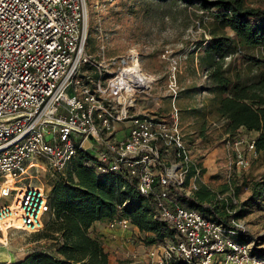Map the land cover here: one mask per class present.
<instances>
[{"label": "built area", "instance_id": "1", "mask_svg": "<svg viewBox=\"0 0 264 264\" xmlns=\"http://www.w3.org/2000/svg\"><path fill=\"white\" fill-rule=\"evenodd\" d=\"M86 42L87 0H0V201L6 198L0 203V234L2 225L8 230L13 222L30 234L43 229L47 194L25 182L33 177L27 172L42 160L60 171L78 149L93 152L109 171L124 167L137 175L141 194L155 181L186 196L197 189L200 170L194 166L188 183L191 153L176 106L179 61L163 51L161 59L169 66L164 93L152 99L156 78L142 68L138 48L107 60L99 58L101 50L94 59L85 54ZM161 98L170 100L168 113L158 109ZM149 100L155 106H147ZM227 144L234 166L246 171L248 155L257 154L254 139L239 134ZM8 178L15 188L7 185ZM160 198L159 214L180 240L151 246L162 250L158 264H172L174 258L264 264V255L238 241L234 230L193 209L170 208L165 191ZM231 223L243 233L238 222ZM108 228L132 225L121 219L108 222Z\"/></svg>", "mask_w": 264, "mask_h": 264}, {"label": "rangeland", "instance_id": "2", "mask_svg": "<svg viewBox=\"0 0 264 264\" xmlns=\"http://www.w3.org/2000/svg\"><path fill=\"white\" fill-rule=\"evenodd\" d=\"M245 1L250 6L264 9V0ZM212 12V9L204 10L198 5L187 6L179 0H87L85 54L97 59L99 52L101 54L104 50L99 58L107 60L122 56L128 48H138L143 55L142 68L156 78L152 99L164 93L169 66L166 60L161 59L163 51H170L171 56L179 61L177 82L180 92L176 106L182 134L191 153L188 183L192 179L191 170L198 167L197 188L203 185L214 194L216 205L225 202L231 219L243 228V239L251 244L254 251L264 255V193L261 198L253 193L254 184L264 182V156L247 154L250 166L246 171L234 166L228 137L214 112V96L206 89L210 85L208 63L211 60L205 48L211 41V35L221 31ZM223 32L228 37L232 35L227 29ZM234 57L224 59V62L233 63L244 83L256 82L259 71H249L243 65V55L235 54ZM153 103L149 100L147 106H155ZM159 106L162 113H168L170 100L161 98ZM240 135L245 139L255 137L254 133L240 132ZM38 163L39 166L33 164L38 168L27 172L28 176H33L32 179L27 177L25 182L43 187L48 194L55 179L54 171L45 160ZM5 201L6 198L1 199L0 203ZM97 228L96 232H105L104 238L100 235L103 250L111 251L107 244L115 239L122 244V250L119 246L111 251L112 260L118 262L116 264H158L161 259L162 250L143 245L132 228L111 229L108 222ZM2 234L0 242L13 249L15 261L46 244L38 243L30 233L16 227L6 229V234L2 231Z\"/></svg>", "mask_w": 264, "mask_h": 264}, {"label": "trees", "instance_id": "3", "mask_svg": "<svg viewBox=\"0 0 264 264\" xmlns=\"http://www.w3.org/2000/svg\"><path fill=\"white\" fill-rule=\"evenodd\" d=\"M179 1L214 11L211 15L221 31L211 35L205 48L211 60L210 85L206 89L214 96V112L228 139L240 132L254 133L255 151L264 156V9L250 6L245 0ZM225 29L232 33L231 37L225 35ZM235 54L243 55V65L249 71H259L256 82L244 83L233 63L224 62L226 57L235 59ZM106 167L93 152L78 149L63 169L53 172L55 179L47 194L48 212L43 218V229L31 234L35 241L46 244L11 264H109L101 236L89 232L99 221L128 220L145 246L176 244L180 236L161 217L157 206L164 191L165 203L170 208L193 209L224 229L237 232L238 241H245L244 232L232 225L226 203L216 205L215 195L205 186L200 185L186 196L172 185L161 186L155 181L146 194H141L137 175L130 176L124 167L117 171ZM253 193L261 198L264 182L254 184ZM195 262L187 263L181 258L171 261L172 264Z\"/></svg>", "mask_w": 264, "mask_h": 264}, {"label": "crops", "instance_id": "4", "mask_svg": "<svg viewBox=\"0 0 264 264\" xmlns=\"http://www.w3.org/2000/svg\"><path fill=\"white\" fill-rule=\"evenodd\" d=\"M104 223L105 221L95 222L89 230L94 231L95 233H97V235H101L102 237L103 236L105 237V232H102V231L96 232L98 229L97 227H99L101 224H104ZM132 229H133L134 234H138L136 228L132 226ZM107 246L110 247L111 251L117 250L116 248H119V246H120V249L122 250V244H120V241H118L117 239H115V241H110L109 244H107ZM103 251L105 253H108L107 255H108L109 264L118 263L112 260L111 251L109 252L107 250H103ZM14 261H15V256H14L13 249H11L8 244H5V245L0 244V264H11Z\"/></svg>", "mask_w": 264, "mask_h": 264}, {"label": "bare ground", "instance_id": "5", "mask_svg": "<svg viewBox=\"0 0 264 264\" xmlns=\"http://www.w3.org/2000/svg\"><path fill=\"white\" fill-rule=\"evenodd\" d=\"M7 185H8L9 187H13V188L16 187V185L14 184V182H13V180H12L11 178H8ZM13 224H17V223H14V222H13ZM6 225H7V224H4V225H2V227H1L3 233H5V234H6ZM13 226L16 227L17 229H20V225H19V224H17V226H15V225H13ZM0 235L3 236L2 233H1Z\"/></svg>", "mask_w": 264, "mask_h": 264}]
</instances>
